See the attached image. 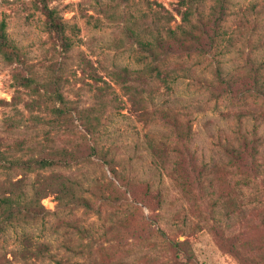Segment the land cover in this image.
I'll use <instances>...</instances> for the list:
<instances>
[{
    "label": "rangeland",
    "instance_id": "obj_1",
    "mask_svg": "<svg viewBox=\"0 0 264 264\" xmlns=\"http://www.w3.org/2000/svg\"><path fill=\"white\" fill-rule=\"evenodd\" d=\"M48 4L66 24L71 51L64 52L46 32L44 16L33 0H0V22L6 24L9 39L39 81L61 78L65 97L100 118L94 139L116 153L119 168L139 181H148L163 195L160 211L138 206L133 216H125L141 238L124 239L121 244L103 242L93 251L92 262L74 258L73 263L264 264V101L252 95L238 101L214 98L206 88L216 66L229 77L245 78L250 69L255 70L264 88V0H231L211 55L171 59L159 69L162 79L153 73L151 79L146 76L142 81L135 79V72L148 74L150 59L126 37L123 28H134L136 33L146 30L153 11L173 14L170 25L174 28L180 23L177 0H132L125 6L112 0H48ZM142 13L146 18L136 20ZM13 72L14 67L0 59V151L9 160L24 161L35 155L42 141L43 130L33 127L30 119L46 112L31 102L28 91L14 87ZM125 85L144 91L143 115L128 100L122 89ZM157 111L176 112L191 121L190 148L206 169L201 187L181 189L169 176L170 167L163 169L152 156L148 140L158 143L167 133L155 116ZM12 122L17 128L11 129ZM240 135L255 138L259 144L256 159L247 157L244 168L229 166L224 155L225 146L236 145ZM31 145L35 151L28 150ZM22 173L16 170L7 177L14 181ZM41 205L55 211L54 196L41 200ZM83 223H92L99 236L108 225L105 218L93 216ZM213 228L223 231L235 256L219 246ZM62 233L53 218L8 229L0 234V256L11 259V253L22 248L23 234H28L34 243L49 244L51 253L59 257L65 252ZM114 233L107 228L105 238L111 239ZM160 233L173 241H185L191 259L186 260L181 250L173 256Z\"/></svg>",
    "mask_w": 264,
    "mask_h": 264
},
{
    "label": "trees",
    "instance_id": "obj_2",
    "mask_svg": "<svg viewBox=\"0 0 264 264\" xmlns=\"http://www.w3.org/2000/svg\"><path fill=\"white\" fill-rule=\"evenodd\" d=\"M44 16L46 32L60 45L64 52L72 49L66 34V24L59 13L49 7L48 0H33ZM118 6L128 5L132 0H112ZM177 0V15L180 23L174 28L170 23L173 14L166 17L159 11L152 12V22L146 30L136 33L134 28L125 26L123 33L136 42L140 51L147 54L151 62L148 74L136 71L135 79L160 77L159 69L171 59L192 56L207 57L214 51L227 21L231 0ZM140 14L136 20H144ZM145 32V33H144ZM147 32V33H146ZM0 59L6 66L14 67L12 84L29 92L31 102L43 108L46 115L32 116V126L43 130L39 150L21 159L9 160L0 151V234L8 229L25 228L38 222L55 219L56 230H62L65 239L64 253L54 255L47 243H34L28 234H23L22 248L11 253V259L0 256V264H35L49 261L52 264H74L73 259L93 261V251L100 249L103 242L114 241L121 244L124 239L141 238L125 216H133L138 206L158 212L162 209L163 195L153 190L148 181L135 179L121 167L116 153L99 146L94 139L100 118L91 116L78 102L65 97L61 78L48 77L39 81L27 67L23 54L9 39L6 24L0 22ZM127 72V71H125ZM127 76V74H124ZM213 80L206 88L214 98L227 96L238 101L252 95L264 101V88L260 84L257 71L250 69L247 77H229L216 66ZM128 100L143 115V93L135 87H122ZM167 128L158 143L148 140L147 145L154 158L159 159L162 168L170 167L169 176L181 189L201 187L206 169L199 164L190 148L192 123L188 118H180L176 112L157 111L155 115ZM17 128L15 122L11 129ZM81 128V131H79ZM80 134V135H79ZM236 145H227L224 155L229 166L245 167L247 157L256 159L258 140L240 135ZM35 151L36 146L28 147ZM235 166V165H234ZM95 167L100 171L97 175ZM22 170V177L11 180L7 174ZM108 174V176H107ZM52 195L55 198V211H47L41 200ZM79 214V216H77ZM105 218L104 228L114 230L111 239L105 238L106 229L100 236L92 230V223H83L89 217ZM219 246L232 256L233 247L219 228H213ZM159 233V232H157ZM164 245L174 256L182 251L186 260L191 259L185 241L177 242L160 233ZM31 261V263H29ZM102 263V261H99ZM98 262V263H99ZM97 264V263H96Z\"/></svg>",
    "mask_w": 264,
    "mask_h": 264
}]
</instances>
